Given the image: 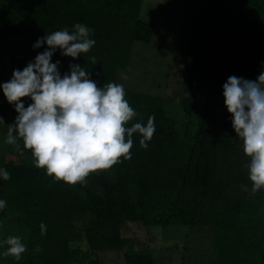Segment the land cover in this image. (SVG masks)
Here are the masks:
<instances>
[{
  "label": "trees",
  "instance_id": "1",
  "mask_svg": "<svg viewBox=\"0 0 264 264\" xmlns=\"http://www.w3.org/2000/svg\"><path fill=\"white\" fill-rule=\"evenodd\" d=\"M141 5L142 0H8L0 9V42L27 39L23 50L8 57L9 67L23 70L47 49L33 48L38 38L64 28L71 32L81 23L92 30L93 47L75 60L57 49L51 62L60 61L61 76L70 64H79L99 87L119 84L117 71L128 68L133 44L150 43L155 32L140 20ZM211 10L187 37L190 65L177 95L186 118L196 121L192 137L187 127L183 135L178 132L162 97L124 88L137 113L126 127L155 117L147 148L134 133L131 159L121 157L110 169L68 185L36 168L22 140L8 145L4 136L0 169L10 179L0 177V200L6 201L0 209V261L100 264L76 244L84 240L93 254L123 250L128 241L121 236L122 226L138 222L208 228L215 264H264V188L252 192L250 158L235 136L224 100H215L224 98L228 77L256 80L264 72V0H237L231 13L226 0H216ZM22 100L25 107L32 103ZM10 236L26 246L19 261L3 255V241ZM124 261L154 264L148 253L133 249L124 252Z\"/></svg>",
  "mask_w": 264,
  "mask_h": 264
},
{
  "label": "clouds",
  "instance_id": "2",
  "mask_svg": "<svg viewBox=\"0 0 264 264\" xmlns=\"http://www.w3.org/2000/svg\"><path fill=\"white\" fill-rule=\"evenodd\" d=\"M91 34L90 28L77 23L71 32L64 28L38 38L33 48L46 45L47 49L23 70L14 69L12 78L0 84L7 102L18 113L8 125L5 143L16 145L22 140L36 168L68 185L83 183L89 174L110 169L121 157L131 159L133 134L142 136L140 147L146 149L155 132L154 116L148 117L146 125L137 122L126 127L137 113L124 98L123 85L99 87L79 64H70L69 73L61 76L60 61L51 62L57 49L73 60L89 52L96 43ZM91 60L95 63V57ZM222 88L235 136L250 158L248 178L256 193L264 188V72L256 80L230 76ZM25 97L32 101L28 107L22 100ZM0 177L8 180L10 173L0 169ZM5 207L6 201L0 200V209ZM39 227L41 235L46 234V226L41 223ZM3 244L7 245L3 255L17 261L26 251L18 236L8 237Z\"/></svg>",
  "mask_w": 264,
  "mask_h": 264
},
{
  "label": "rangeland",
  "instance_id": "3",
  "mask_svg": "<svg viewBox=\"0 0 264 264\" xmlns=\"http://www.w3.org/2000/svg\"><path fill=\"white\" fill-rule=\"evenodd\" d=\"M7 1L0 0V9ZM214 2L216 0H142L139 18L154 27L153 38L148 44L135 42L128 68L117 71L118 83L125 89L162 97L166 112L174 118L178 132L183 135L187 127L190 137L195 134L196 121L186 118L177 98L190 65L186 55L187 37L206 18ZM236 2L226 0L228 12L233 11ZM26 44V38L0 42V84L12 78L13 70L9 67L8 57L23 50ZM215 100L220 103L224 98ZM15 115L14 105L7 102L0 89V119L3 120L0 121V157L5 150L2 140ZM120 233L128 241L123 250L93 254L88 251L84 240L76 246L100 264H125L124 252L128 249L148 253L154 264H215L208 228L145 226L138 222H126ZM0 264L9 263L0 261Z\"/></svg>",
  "mask_w": 264,
  "mask_h": 264
}]
</instances>
